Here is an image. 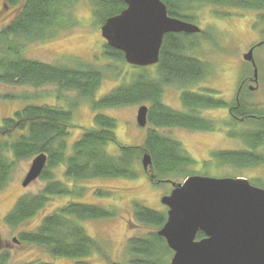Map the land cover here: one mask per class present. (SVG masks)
I'll list each match as a JSON object with an SVG mask.
<instances>
[{
    "label": "trees",
    "instance_id": "trees-1",
    "mask_svg": "<svg viewBox=\"0 0 264 264\" xmlns=\"http://www.w3.org/2000/svg\"><path fill=\"white\" fill-rule=\"evenodd\" d=\"M80 1L5 0V5L16 12L14 19L0 33V44L9 45L8 50L0 54V82L16 87L42 88L54 85L60 90L77 92L81 97L92 100L96 112L148 104L147 119L151 128L142 146H118V155L114 156L109 153L108 147L117 144V122L110 116L97 113L94 117L95 126L83 130V134L69 149L67 138L75 128L73 106L64 109L57 105L27 104L11 117L2 119L0 124V192L11 182L12 174L20 162L45 154L48 162L39 178L45 182V187L37 195L19 198L4 222L8 226L19 227L42 213L54 198H68L56 212L44 216L36 229L21 232L18 241L45 248L54 258L69 259L75 264H89L90 259L100 253V246L81 224L91 220L112 219L116 217V212L97 203L76 202L86 193V189L78 183L91 179L134 181L143 176L155 185L171 180L183 182L190 176L188 169L197 165V161L180 142L168 137L165 130L184 128L213 132L218 129L215 122H209L200 115L207 109H229V117L236 122L233 126L239 127V123L246 126L244 130H241L243 127H234L232 134L233 138L244 143L245 149L215 151L212 159L205 162L206 166L213 161L217 167L238 166L245 169L264 165V107L251 103L250 94L246 91H242L238 105H229L211 96L215 91L199 93L195 90L209 69L205 62L188 54L196 48V43H193L195 36L166 35L158 65L148 68L131 66L130 69L135 70L132 81L118 86L99 100L94 97L102 86L106 72L122 79L127 75L124 72L126 61L121 51L111 48L106 42L102 57L110 64H106L103 70L89 64L71 68L26 59L21 55L22 48L10 41L13 37L32 41L54 38L61 29L56 24L64 21L63 18L68 22L64 27L75 25L71 9ZM161 1L167 6L170 17L186 22L193 19L190 12L191 6L195 4L264 12V0ZM88 2L95 22L101 26L107 19L126 9L122 0ZM172 86L181 89L182 110H174L163 101L166 88ZM235 128L240 132H236ZM145 154L152 158L149 173L142 166ZM59 168L63 170L62 179L56 177L55 171ZM253 183L260 184L258 181ZM111 195L110 191L97 189L93 196L107 198ZM134 217L140 225L152 227L154 231L128 241L129 264H171L173 252L166 241L157 235V231L167 221L166 214L138 204L134 208ZM204 238L203 233L197 236V240ZM8 259L9 254L3 253L0 255V264H6Z\"/></svg>",
    "mask_w": 264,
    "mask_h": 264
},
{
    "label": "rangeland",
    "instance_id": "rangeland-1",
    "mask_svg": "<svg viewBox=\"0 0 264 264\" xmlns=\"http://www.w3.org/2000/svg\"><path fill=\"white\" fill-rule=\"evenodd\" d=\"M88 1L82 0L72 7L71 18L75 25L72 22L71 24L74 26L64 27L68 23L66 18H63L64 21L60 24L57 22L56 27L61 29H59L60 34L55 35L54 38L32 41L13 37L10 41L20 46L21 55L29 60L71 68H80L82 64H89L103 70L106 64H110L102 57L106 40L101 35V25L95 22ZM15 12L14 8L5 5V0H0V33L14 19ZM190 13L193 19L189 23L199 27L202 32L198 35H190L195 36L194 42H191L196 43V48L188 54L202 60L209 67L205 78L200 80L195 90L199 93L206 90L215 91V94L211 96L231 104L237 96L242 80L248 77L242 91L250 94L251 103L264 107V45L254 51L256 68L251 62H245L243 59L250 48L264 42V12L195 4L191 6ZM8 47L6 43L0 44V54H4ZM130 67L124 63V72L127 75L123 79L106 72L102 86L94 99L99 100L118 86L132 81L135 70ZM255 69L258 73L257 81H255ZM246 87H252L254 91H248ZM180 94L181 89L178 86L166 88L163 101L174 110H182ZM241 94L242 92L239 97H242ZM30 103L57 105L64 109H70L71 105L73 106L75 128L71 130L67 138L69 149L83 134V130L95 126L94 117L97 113L110 116L117 122V144H111L108 147L109 153L114 156L118 155V146H142L151 128L149 123L145 128H141L137 123L139 109L143 106L150 107L148 104L96 112L93 109L92 100L81 97L77 92L60 90L54 85L34 88L16 87L0 82V124L2 119L11 117ZM200 115L209 122H215L218 129L213 132L184 128L165 130L168 137L180 142L189 155L197 161V165L188 169L190 176L241 177L249 180L252 185L264 189V165L245 169L238 166L217 167L214 161L210 162L209 166L205 165L206 161L212 159L213 152L244 150L245 145L238 138H233V130L237 126H233L236 122L234 123L229 117L227 109H207ZM238 125L240 128L243 127L241 130L245 129L246 125L242 126L240 123ZM237 128L235 131L240 132ZM32 161L33 159L20 162L12 174L11 182L0 192V255L9 254L6 264H75V261L69 259L52 257L45 248L21 244L18 241L21 232L36 229L44 216L56 212L68 198H54L42 213L19 227L14 228L4 222L19 198L24 195H37L45 187V182L41 179L28 188L22 187ZM55 173L58 179H62L61 168ZM253 181H258L260 184ZM171 182L180 183L181 180H171ZM78 185L86 189V193L83 198H77L76 202L97 203L116 212V217L112 219L91 220L81 224L100 246V253L94 255L89 264H129L128 241L132 238L147 236L154 231L152 227H145L136 221L135 206L139 204L157 212H163L167 216L168 210L162 205L161 200L173 189L171 183L155 185L144 176L134 181L91 179L80 182ZM97 189L110 191L112 195L107 198L94 197Z\"/></svg>",
    "mask_w": 264,
    "mask_h": 264
},
{
    "label": "water",
    "instance_id": "water-1",
    "mask_svg": "<svg viewBox=\"0 0 264 264\" xmlns=\"http://www.w3.org/2000/svg\"><path fill=\"white\" fill-rule=\"evenodd\" d=\"M126 9L101 26L108 46L121 51L128 65L148 68L159 64L164 37L168 34L194 35L201 29L168 15L161 0H122ZM245 62L256 68L254 48L244 54ZM258 73L255 69V81ZM149 109H139L137 123L145 128ZM48 157L33 159L22 183L28 188L47 166ZM146 173L152 158L145 154ZM166 182V181H165ZM172 184L162 198L167 221L158 230L173 252L171 264H264V189L244 178H215L193 175ZM199 233L205 238L197 240Z\"/></svg>",
    "mask_w": 264,
    "mask_h": 264
},
{
    "label": "flooded vegetation",
    "instance_id": "flooded-vegetation-1",
    "mask_svg": "<svg viewBox=\"0 0 264 264\" xmlns=\"http://www.w3.org/2000/svg\"><path fill=\"white\" fill-rule=\"evenodd\" d=\"M264 43V42H263ZM257 46V45H256ZM255 46V47H256ZM254 47V46H253ZM258 47H256L255 48V50L257 49ZM245 80V81H244ZM244 80H242V82H241V84H240V87H239V90H238V92H237V96L235 97V100L231 103V104H229V105H232V104H234V103H236L237 105L240 103L239 102V99H240V97H239V95H240V93L242 92V90H243V88H244V84H246L247 83V81H248V77L246 78V79H244ZM249 80H252V79H249ZM245 89H248V91L250 90V91H254L253 90V88L252 87H246ZM247 103V102H246ZM228 111V113L230 114V110L228 109L227 110ZM242 121H245V120H242Z\"/></svg>",
    "mask_w": 264,
    "mask_h": 264
}]
</instances>
